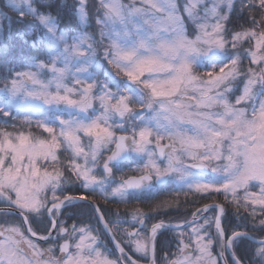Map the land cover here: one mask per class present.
I'll list each match as a JSON object with an SVG mask.
<instances>
[{
  "label": "snow or ice",
  "instance_id": "6c2138e0",
  "mask_svg": "<svg viewBox=\"0 0 264 264\" xmlns=\"http://www.w3.org/2000/svg\"><path fill=\"white\" fill-rule=\"evenodd\" d=\"M241 3V11L261 16L229 32L235 0H99L97 38L88 31V0H3L0 216L23 220L0 228V264H137L115 240L113 231L123 222L105 220L99 206L88 203L89 194L128 204L173 182L177 194L209 199L222 193L225 203L193 213L185 222L187 241L183 224L160 221L145 230L148 217L136 209L132 230L124 232L130 251L156 264L157 235L169 228L180 233V257L169 264H245L236 250L246 242L247 264H264V236L249 234H264V0ZM10 121L20 122L11 125L15 131L7 130ZM116 129L131 132L117 136ZM128 165L139 175L116 183L115 174ZM73 189L83 192L65 194ZM227 204L238 217L241 209L249 213L251 230L245 224L226 232ZM74 208L94 209L103 230L69 229L58 218ZM210 209L213 217L200 216ZM45 213L42 235L32 222ZM105 235L112 236L119 258L107 254Z\"/></svg>",
  "mask_w": 264,
  "mask_h": 264
},
{
  "label": "flooded vegetation",
  "instance_id": "af4514ba",
  "mask_svg": "<svg viewBox=\"0 0 264 264\" xmlns=\"http://www.w3.org/2000/svg\"><path fill=\"white\" fill-rule=\"evenodd\" d=\"M118 134L116 135L119 136ZM129 167H132V165L125 166L122 172H117L115 174L116 183H119L122 177L139 175V173H134L129 171ZM99 170L102 171V165ZM124 173L126 174L123 175ZM68 175H70V173ZM177 189H178V185L175 182L167 185L158 186V190L153 194V196L148 197L146 199H142L140 201L132 200L128 204L106 202L102 198V194L99 191H97V193L95 194H91V193L89 194L88 201L99 206L100 210L102 211L105 217V220L109 222H115L117 220L123 222L120 225L119 230L114 229L113 231L115 240L121 242L122 246L125 247V250L128 253V255H130L133 259L137 260V263L146 264L148 262H146L142 256H139L134 251H130L128 245L124 243V232L125 230H132L129 226L130 224H132V214L135 212L136 209H139L142 213H144L146 217H148V219L146 220V228H145V230H147L151 228L152 224L160 221H163L165 224H171V225H178L185 223L191 218L193 213H196L198 209L201 210V208L204 207V205L225 203L224 196L222 193H212L211 194L212 198L209 199L201 198L203 204L196 205L195 200L201 196L197 194L185 195L183 192L177 194ZM110 191L111 189L109 188V192ZM82 192L83 189H78V190L73 189L71 192H65V194L79 195ZM50 196L51 194L49 193V198ZM165 202H167V204L170 206L158 208L159 205L164 204ZM79 203H83V202H79ZM202 213L203 211L200 212V215ZM226 213L227 215L223 218V226L226 232L228 234H231V232L233 231V226H231L232 220L233 219L235 220L233 225L237 227L238 223H242V214L239 213V217H238L236 214V209L231 204L226 205ZM214 215H215V211L210 209L209 211L204 212L202 217L211 218ZM44 217H45V225H46L47 213H45ZM58 219L63 221L69 229H71L73 224H76L77 227L90 225L94 230L96 229H99L101 231L103 230L100 224L97 223L98 219L92 209H89L88 212H81L78 210V208L64 210V215L60 216ZM198 222L200 224H203L204 219L201 218L199 219ZM136 228H140V225L137 224ZM190 231L191 228L188 226L183 228V232L185 234L184 235L185 241H187L188 238L187 234ZM210 233L213 237L216 235V229L214 224L210 229ZM42 235H47V232L45 231V233ZM37 244H39L43 248L49 247L48 242L44 244H40V243ZM179 245H180L179 232L173 231L171 229L160 230V232L157 235L156 245H155L156 264H169L170 260L179 258L180 257ZM104 246L106 247L107 252L110 253L112 257L117 259L116 255L113 252L112 245L107 235L104 236ZM194 247L195 246L193 245V248ZM246 250H247L246 245H242L236 251L237 254L240 256V254L241 255L245 254ZM217 253H218V246H215L213 248V255H216ZM57 255H59L58 250H57Z\"/></svg>",
  "mask_w": 264,
  "mask_h": 264
},
{
  "label": "trees",
  "instance_id": "16d2710c",
  "mask_svg": "<svg viewBox=\"0 0 264 264\" xmlns=\"http://www.w3.org/2000/svg\"><path fill=\"white\" fill-rule=\"evenodd\" d=\"M74 2V0H67L68 4H72ZM89 2V10L92 13V27L88 29V31L90 33H93L94 29H95V24L94 22V14L98 11L99 5L95 2V0H88ZM235 11L232 13L230 20L227 22V28L229 30V32L232 31H236L239 30L241 28V26L247 28L251 26V19L250 17L255 16L257 19L260 18L261 16V12L259 10H248V9H244L243 11H241V7H242V3L241 0H235ZM9 15H12L11 13H9ZM26 50V49H25ZM35 54V53H33ZM105 67L107 68V65L105 64ZM110 71V70H109ZM6 74L3 68H0V75H4ZM119 78V77H118ZM100 79V77H99ZM19 121H10L9 122V126L7 128L8 131H15L16 129H13L11 127L12 124H19ZM25 131H27L28 129L25 128ZM32 132L37 134V129H34L32 127ZM117 133H124L122 131H118ZM126 172V171H125ZM126 173H124L123 175H125ZM196 205H201L203 204V201L201 199V197H198L196 200ZM79 211L81 212H88L89 209L87 208H78ZM115 212V211H114ZM229 213V212H228ZM240 213L242 214V223H238V226L241 228V230H243V225H247L248 229L251 230L252 229V221L249 220L248 218H246L245 212L242 210H240ZM236 216V215H235ZM9 218H13L17 221H19V218L15 215L13 216H9ZM228 218V216H227ZM246 218V219H245ZM233 219V218H232ZM231 220V219H230ZM234 219L232 220V224L231 226H233V230L236 229L237 227H235L233 225L234 223ZM20 223V221H19ZM252 224V225H251ZM21 225V224H20ZM45 217H40L39 219L33 220L32 222V228L33 230L39 232L40 234H44L45 233ZM250 235H255L257 237H261L264 236V234H261L259 232H249ZM244 245H246V249L248 250V248L250 247V242H246ZM246 250V252H247ZM241 257H243L245 259V264L247 263V256L246 253L245 254H240Z\"/></svg>",
  "mask_w": 264,
  "mask_h": 264
},
{
  "label": "rangeland",
  "instance_id": "374dc122",
  "mask_svg": "<svg viewBox=\"0 0 264 264\" xmlns=\"http://www.w3.org/2000/svg\"><path fill=\"white\" fill-rule=\"evenodd\" d=\"M95 2L99 5V0H95ZM134 2V0H123V3L125 4V5H127V4H131V3H133ZM183 2H184V0H180V3L181 4H183ZM3 3V0H0V4H2ZM135 3H137V5H139V3H140V0H135ZM97 13V12H96ZM96 13L94 14V24H95V19H96ZM188 28H189V31L191 32V33H195V27L193 26V25H191L190 23H189V25H188ZM93 34H95L96 36H97V38H99V30H98V27L96 26V24H95V29H94V31H93ZM248 47H252V45L251 44H246L245 46H244V48H248ZM244 48H241V49H239V51L241 52V54H243L244 53ZM229 51H232V49L231 48H229ZM107 65V64H106ZM242 67H243V70L244 71H247V69H248V67H249V60H247V59H245L244 60V62H243V65H242ZM253 69H257V65H252L251 66ZM107 68H108V65H107ZM109 70L110 71H112L110 68H109ZM198 71V73L200 74V75H203V70L202 69H198L197 70ZM217 71H218V69H217ZM44 79H47V77H43ZM119 79V78H118ZM205 79H207V77H205ZM100 80L102 81L103 80V76H100ZM69 85L71 86V81L69 80ZM0 87H3V84H0ZM241 87H242V85H241ZM237 94H239V93H237ZM232 99L234 100L235 99V97L233 96L232 97ZM95 103V108H96V110L99 112V111H101V109H100V104H99V101H95L94 102ZM136 110L137 111H143L142 109H140L139 107H137L136 108ZM118 119V118H117ZM34 129H37L36 127H35V125H33L32 126ZM37 131V135H39V134H41V132H42V130H40V129H37L36 130ZM118 131H121L120 129H116V134H118L117 132ZM130 132H131V130L129 129V132L127 133V134H129L130 135ZM36 134V133H35ZM123 134H125V133H119L118 135H123ZM44 136H47V134L46 133H44L43 134ZM85 143H87V139L85 138ZM61 160L62 161H65L66 162V154H64L63 152L61 153ZM120 178V177H119ZM197 195H199V194H197ZM200 196V195H199ZM243 209H241V211H242ZM245 215H246V218H248L249 220H251L252 221V218H251V216L249 215V213H247V212H245ZM127 221V220H126ZM125 221V222H126ZM127 223V222H126ZM11 225H20V223H19V221H17V220H15V219H13V218H9V216L8 217H4V216H0V228H3V227H8V226H11ZM252 227H253V225H252ZM107 254H109L110 255V253H108L107 252ZM137 254V253H136ZM110 258L111 259H116V258H114V257H112L111 255H110Z\"/></svg>",
  "mask_w": 264,
  "mask_h": 264
},
{
  "label": "water",
  "instance_id": "95a60500",
  "mask_svg": "<svg viewBox=\"0 0 264 264\" xmlns=\"http://www.w3.org/2000/svg\"><path fill=\"white\" fill-rule=\"evenodd\" d=\"M114 147V146H113ZM84 203V202H83ZM88 203H91V204H93V205H95L94 203H92V202H90V201H88ZM204 207H202L201 208V210L203 209ZM93 211H94V209H92ZM94 213H95V211H94ZM204 213V212H203ZM203 213L200 215L201 217L203 216ZM95 215H96V217H97V219H98V215L95 213ZM15 216H17L18 218H19V220H20V223L22 224V220H23V218L22 217H20L18 214H16ZM193 220V215L191 216V218L187 221V222H190V221H192ZM183 225H185L184 227H187V224L186 223H182ZM166 225H168V224H166ZM100 226H101V228L103 229V224H100ZM173 227H175L176 225H172ZM24 229H25V234L26 235H28V233H27V226H24ZM164 229H169V228H164ZM161 230H163V229H161ZM108 237V239H109V241H110V243H111V245H112V249H113V252H114V254L116 255V257L117 258H119V256H120V253H119V251L118 250H116V247H115V243L113 242V238H112V236H107ZM31 239H33L35 242H37V243H46L45 241H43V240H36V238L35 237H31ZM230 256V255H229ZM137 264H140V263H137ZM146 264H149V262L148 263H146Z\"/></svg>",
  "mask_w": 264,
  "mask_h": 264
}]
</instances>
